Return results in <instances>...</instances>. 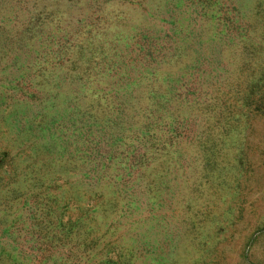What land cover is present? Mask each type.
Wrapping results in <instances>:
<instances>
[{
    "label": "rangeland",
    "instance_id": "obj_1",
    "mask_svg": "<svg viewBox=\"0 0 264 264\" xmlns=\"http://www.w3.org/2000/svg\"><path fill=\"white\" fill-rule=\"evenodd\" d=\"M0 264H264V0H0Z\"/></svg>",
    "mask_w": 264,
    "mask_h": 264
}]
</instances>
